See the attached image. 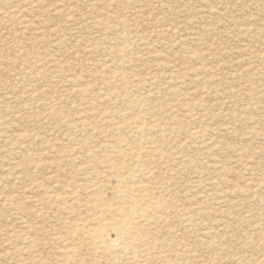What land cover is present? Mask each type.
<instances>
[{
  "label": "rangeland",
  "instance_id": "obj_1",
  "mask_svg": "<svg viewBox=\"0 0 264 264\" xmlns=\"http://www.w3.org/2000/svg\"><path fill=\"white\" fill-rule=\"evenodd\" d=\"M116 263L264 264V0H0V264Z\"/></svg>",
  "mask_w": 264,
  "mask_h": 264
},
{
  "label": "bare ground",
  "instance_id": "obj_2",
  "mask_svg": "<svg viewBox=\"0 0 264 264\" xmlns=\"http://www.w3.org/2000/svg\"><path fill=\"white\" fill-rule=\"evenodd\" d=\"M198 58H196V60H197ZM193 60V59H192ZM208 74V73H207ZM143 132V131H142ZM141 132V133H142ZM156 132V131H155ZM116 142V141H115ZM134 171H132V173H133ZM136 178V177H135ZM100 186V185H99ZM127 187V186H126ZM98 189V188H97ZM131 192V191H130ZM92 193V192H91ZM94 193V192H93ZM100 193V192H99ZM132 198V197H131ZM94 199V198H93ZM101 200V199H100ZM99 204H101L100 202H99ZM97 206V205H96ZM104 206V205H103ZM95 208V207H94ZM93 208V209H94ZM109 208V207H108ZM110 210V209H109ZM108 210V211H109ZM131 210V209H130ZM113 211H114V209H113ZM97 212V211H96ZM121 213H126V214H129L130 212L128 211V210H126V212L123 210V211H120ZM103 213H105V209L104 210H102L101 211V214L103 215ZM125 214V215H126ZM144 215H145V213H143ZM92 215V214H91ZM94 216V215H93ZM99 217V216H98ZM90 218V217H89ZM126 220V218H124L123 217V215L119 218V219H116V218H112V219H110V220H108L107 221V223H106V226H111V228H113V230H115V232H116V235H117V237L120 239V240H124V239H126V236H127V234H130V233H132L133 231H136V230H138V227H131L130 225H128V223L125 221ZM93 222H94V220H93ZM76 225V224H75ZM95 225V224H94ZM93 225V226H94ZM146 225V224H145ZM77 226V225H76ZM75 227V226H74ZM99 227H101V226H99ZM87 228V227H86ZM95 228V227H94ZM101 229V228H100ZM100 229H98V230H95L94 231V233L93 234H91V237H92V239H94V241L97 243V240L99 241V240H101L102 241V232H101V230ZM106 233V232H105ZM82 235V234H81ZM108 236V235H107ZM106 236V237H107ZM109 237V236H108ZM107 237V238H108ZM106 238V239H107ZM130 241H131V239L130 238H128ZM112 240V239H111ZM133 241V240H132ZM106 242H108L107 240H106ZM99 243H100V241H99ZM109 243V242H108ZM133 243V242H132ZM102 244V243H101ZM134 244V243H133ZM137 244V243H136ZM103 245V244H102ZM138 245V244H137ZM123 248V247H122ZM93 249V248H92ZM97 249V248H96ZM128 249H130V248H128ZM134 249V248H133ZM95 250V249H94ZM107 250V249H106ZM96 251V250H95ZM105 252V251H104ZM118 254H120V253H118ZM117 264V263H116Z\"/></svg>",
  "mask_w": 264,
  "mask_h": 264
}]
</instances>
